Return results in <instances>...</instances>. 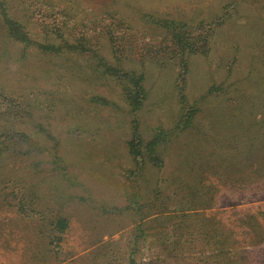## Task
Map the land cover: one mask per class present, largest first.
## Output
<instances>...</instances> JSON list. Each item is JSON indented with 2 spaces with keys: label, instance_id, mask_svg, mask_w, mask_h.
<instances>
[{
  "label": "rangeland",
  "instance_id": "374dc122",
  "mask_svg": "<svg viewBox=\"0 0 264 264\" xmlns=\"http://www.w3.org/2000/svg\"><path fill=\"white\" fill-rule=\"evenodd\" d=\"M31 1L45 15L47 7H58L108 59L101 23L120 17L134 27L139 43L156 41L159 28L141 18L148 13L202 22L212 33L211 49L188 56L185 93L200 110L193 127L158 145L159 168L129 156L132 114L94 61L28 51L0 33V92L24 108L11 132H24L34 146L24 156L0 153V264H131L132 258L134 264H264V216L252 217L264 212V153L258 159L262 172L247 183L256 166L246 164V155L256 134L230 115L245 93L264 99V0ZM19 12L39 36L38 17ZM136 51L139 46L125 66L146 73L148 98L135 113L149 140L179 117V67L148 60L142 66ZM93 95L110 104L87 103ZM257 128L263 135L264 122ZM263 144L264 136L257 141ZM200 159L208 166L198 168ZM21 177L31 188L16 182ZM25 183L36 205L32 211L15 197ZM40 209L66 217L69 227L49 237ZM228 229L236 240L221 250ZM173 248L178 252L170 253Z\"/></svg>",
  "mask_w": 264,
  "mask_h": 264
},
{
  "label": "trees",
  "instance_id": "16d2710c",
  "mask_svg": "<svg viewBox=\"0 0 264 264\" xmlns=\"http://www.w3.org/2000/svg\"><path fill=\"white\" fill-rule=\"evenodd\" d=\"M40 1L43 2V0ZM45 4L48 5L46 2ZM38 9L34 5V1L31 0H22L19 5L13 0H0L1 37L5 41L7 40L21 45L25 50L28 49L29 51V49H32L43 55L57 56L70 53L94 61L101 76L113 81L116 85V89L119 91L120 101L123 102L127 110L132 114L129 138L125 142L129 156L133 160H138L141 164L150 162L152 165L161 168L163 162L160 158L161 153H159L158 145L161 143H170L173 132H176L177 135V133L193 127L192 125L195 122L197 113H199L200 108H198L196 102H190L185 93V87L187 85L186 74L189 68L188 56L195 54L208 55L211 49L212 33L210 34V29L201 27L202 22L197 23L195 26L176 19L166 17L156 18L152 13L142 14L141 18L145 23H153L159 28L160 38L156 41L141 40L139 43L134 27L127 24L120 17H113L112 20L101 23V32H103L101 36L108 43L112 56L108 59L99 49L97 50L93 46L90 36L81 29V26H78L76 22H71L72 20H67V17H65L67 14L65 16L62 14L61 16L59 15L58 7L55 10L47 7V15L39 13L37 11ZM19 11L28 13L26 17L29 20H35L33 18L34 16L38 17V21L35 20V22L38 25L39 36L35 35L28 28L26 22L20 18ZM148 27L150 28V26ZM150 29L155 30L152 27ZM137 46H139V51H136L137 59L139 61L138 63L142 66L148 60L151 63L162 66L169 62H175L179 67V75L176 79L177 99L180 104L179 117L175 121V126H171L170 128L162 127L156 130L149 140L144 139L141 135L138 118L135 113L148 98L149 90L145 84L146 73L143 68L135 69L125 66L127 62L131 61L129 60V56H131ZM13 99L12 94L6 91L5 94L0 92V118L5 119V123L0 124V153L6 151L5 153L9 157H19L28 154L34 146L29 145L31 140L25 138L26 134L24 132H16L15 134L11 132L15 129V126H13L15 125L14 123L20 122L24 118L22 104L16 103ZM240 101L238 106L233 107L230 115L236 119V122H234L240 125L243 131L250 128L254 130L251 132V136L253 133L256 134L249 139L251 148L246 155V164H255L256 166L250 177L245 179L250 184L251 181L257 180L255 177L258 173L262 172V167L259 166L258 159L260 157L259 153L264 152H255L264 148V144L261 146L257 145V141L264 134L258 135L260 128L256 129L257 126H262L264 122V99L259 98L253 93H248V95L245 93ZM86 102L94 104L96 107L98 105L105 107L110 104L108 98L99 95H93L87 98ZM247 124L250 125L246 126ZM175 129L179 131L177 132ZM9 134L11 135L10 138L8 137ZM52 146L56 148V144H52ZM206 166H208L206 161L200 159L198 168L202 169ZM209 169L210 166L205 170ZM200 178L201 180L199 182L201 183L203 182V176L201 174ZM22 180L25 181L24 177L17 179L16 182L20 183ZM25 182L31 188L30 181L26 179ZM26 183L22 185V188L16 189L15 197L19 199V202L22 201L26 206H30L32 211L36 205L33 199L29 197L30 192L28 190L30 188ZM14 189L15 187L13 191ZM39 212L43 214L42 226H45L49 237L53 233L64 232L69 227V222L66 217L60 214L54 216L48 215L46 209H40ZM256 214L264 216V212L254 213L252 214L254 220H256ZM226 231L228 233L224 232L221 235L223 242L220 247L222 248L221 250H225V247L232 246L234 240H236L232 237V231H229V229ZM175 252H178V249L173 248L170 251V253ZM133 261L134 258H132L131 264H134Z\"/></svg>",
  "mask_w": 264,
  "mask_h": 264
}]
</instances>
